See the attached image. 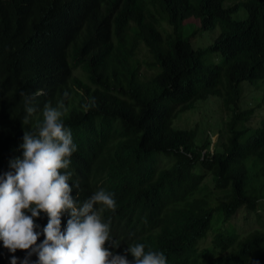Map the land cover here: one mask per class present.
Wrapping results in <instances>:
<instances>
[{"label": "trees", "instance_id": "1", "mask_svg": "<svg viewBox=\"0 0 264 264\" xmlns=\"http://www.w3.org/2000/svg\"><path fill=\"white\" fill-rule=\"evenodd\" d=\"M227 1L0 0V175L22 157L23 132L42 122L43 105L55 106L67 91L63 119L77 145L70 195L82 204L100 189L114 194L116 209L102 218L120 244L117 254L142 243L145 252L162 251L167 264H264V228L244 237L232 227L223 231L242 208L264 213V117L256 127L249 123L264 114V0ZM191 23L220 33L193 49L183 35ZM139 44L159 69L146 80ZM213 54L220 64H206ZM247 84L257 95L246 104ZM38 90L46 95L25 123L20 93ZM209 97L231 113L212 147L209 133L173 127ZM68 219L65 211L62 232ZM35 222L42 231L47 214ZM214 225L219 253L206 261L198 245ZM12 255L19 264L26 252L10 253L0 241V264Z\"/></svg>", "mask_w": 264, "mask_h": 264}, {"label": "clouds", "instance_id": "2", "mask_svg": "<svg viewBox=\"0 0 264 264\" xmlns=\"http://www.w3.org/2000/svg\"><path fill=\"white\" fill-rule=\"evenodd\" d=\"M20 95L24 97L27 114L24 122L27 123L39 108L34 101L46 93L43 90L32 94L21 91ZM68 98L69 93L65 91L63 99L55 106L50 102L43 105L42 122L34 131L23 132V142L19 145L22 157L10 160V170L0 175V241L3 247L10 253L26 252L19 264H167L162 251L145 252L142 243L127 247L124 255L114 251L120 244L110 236V222L102 218L105 209H116L113 193L100 189L82 204L70 195L72 173L68 168L77 145L63 119L67 112L64 100ZM91 105L95 106L94 99ZM65 211L69 219L62 232L61 215ZM41 212L47 214L48 222L42 231H37L40 226L35 218ZM41 235L44 239L38 244ZM106 244L113 251L105 247ZM33 254L37 256L34 262L30 259ZM128 254L133 257L131 262ZM17 262L18 257L12 255L10 264Z\"/></svg>", "mask_w": 264, "mask_h": 264}, {"label": "rangeland", "instance_id": "3", "mask_svg": "<svg viewBox=\"0 0 264 264\" xmlns=\"http://www.w3.org/2000/svg\"><path fill=\"white\" fill-rule=\"evenodd\" d=\"M190 1L192 3L195 2V0ZM235 2L236 0H228L226 4L232 5ZM233 17L237 21H241L246 18L245 14L243 19H239V14H235ZM195 22L198 23L199 20L198 22ZM196 23H191L184 27L183 35L185 38H189L193 49L206 48L207 46L211 45L214 42L215 38L219 35L220 28L216 27L215 29L210 31H202L200 30V24L197 25ZM165 27L167 26L164 22H162L160 24V28L164 30ZM169 30L170 28L167 27V32H169ZM137 48L138 50L136 53V59L140 62L139 72L141 77L146 80L150 78L154 73L159 71V69L157 70V68L149 66V63L151 64L153 60L144 45L139 44ZM221 61L222 59L219 55L213 54L207 58L206 64L217 65L220 64ZM76 72L80 74L81 70L77 69ZM222 79H225V77L222 76ZM252 94L257 95V93L250 89V86L248 85L243 98L246 104L251 101L250 95ZM260 96L261 93L258 97L259 100ZM254 108L255 106H253V109ZM230 114L231 113L221 105V102L218 101L217 98L209 97L205 101L196 103L192 110L178 115V117L173 122V127L175 129L181 130L196 128L197 131H201L204 133V137L205 134L209 133L212 147L217 142L219 133H222V135H224L225 124L229 120ZM263 117L264 114L257 113L251 117L249 123L252 127H256L258 122ZM159 166L162 167L165 166V164L163 162H160ZM210 180L211 179L208 177L206 179V183L211 190L212 183ZM230 227L235 229L241 237H244L245 235L256 229L262 230L264 228V213H262L260 217H257L254 214L247 213L246 210L242 208L227 224H225L223 231H227ZM215 230L216 226L214 225L213 228L208 232L207 238L200 242L198 245V251L202 255H206V261L214 259L219 253L218 250L213 248L212 243L215 235L212 233V231Z\"/></svg>", "mask_w": 264, "mask_h": 264}]
</instances>
